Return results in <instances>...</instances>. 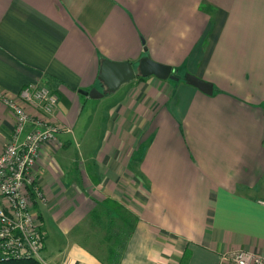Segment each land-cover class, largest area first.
I'll use <instances>...</instances> for the list:
<instances>
[{"label":"crops","instance_id":"0c3cea01","mask_svg":"<svg viewBox=\"0 0 264 264\" xmlns=\"http://www.w3.org/2000/svg\"><path fill=\"white\" fill-rule=\"evenodd\" d=\"M144 58L174 77L106 92L103 61ZM31 83L58 96L32 196L45 264H103L106 200L124 231L136 219L120 264L264 258V0H0V153L15 123L2 97Z\"/></svg>","mask_w":264,"mask_h":264},{"label":"built area","instance_id":"2783aa9c","mask_svg":"<svg viewBox=\"0 0 264 264\" xmlns=\"http://www.w3.org/2000/svg\"><path fill=\"white\" fill-rule=\"evenodd\" d=\"M5 106L15 115L11 141L0 153V263L12 260H33L45 264L42 252L45 232L33 211L32 196L42 199L36 182V166L44 146L55 140L59 131L51 122L58 103L53 91L36 83L24 86L14 98L2 97ZM24 103L39 110L42 116L33 119L21 106ZM21 143L18 139L27 129ZM233 264H264L259 254L246 250L234 252Z\"/></svg>","mask_w":264,"mask_h":264},{"label":"water","instance_id":"95a60500","mask_svg":"<svg viewBox=\"0 0 264 264\" xmlns=\"http://www.w3.org/2000/svg\"><path fill=\"white\" fill-rule=\"evenodd\" d=\"M136 76L142 78L153 76L160 80H167L169 77L172 79L174 77L171 67L155 63L147 58L140 61L137 70H135L133 65L128 61L117 63L105 60L100 66L99 79L108 93L115 92L122 84L128 83ZM175 79L177 78L175 77ZM184 81L199 88L205 93H211V87L209 85L193 76L186 75ZM78 93L92 99L103 96L97 89H92L90 91L79 90Z\"/></svg>","mask_w":264,"mask_h":264},{"label":"trees","instance_id":"16d2710c","mask_svg":"<svg viewBox=\"0 0 264 264\" xmlns=\"http://www.w3.org/2000/svg\"><path fill=\"white\" fill-rule=\"evenodd\" d=\"M103 215L107 217V223L102 221V216H100V225L98 232L103 236L99 241H102L103 249L107 254L105 260H101L103 264H120V259L123 255L126 242L130 232H133L136 224V219L131 216L130 221H128L129 214L123 219L125 223V231L123 222L118 225L114 221V215L117 216L115 210L120 213L122 210L121 206L115 202L106 200L103 203ZM130 231V232H129ZM103 234H102V233ZM99 239V238H98ZM0 264H39L33 260H12L8 262H3Z\"/></svg>","mask_w":264,"mask_h":264},{"label":"rangeland","instance_id":"374dc122","mask_svg":"<svg viewBox=\"0 0 264 264\" xmlns=\"http://www.w3.org/2000/svg\"><path fill=\"white\" fill-rule=\"evenodd\" d=\"M136 72H138V71H136ZM110 96H111L110 94L106 96V99H105V101H104L105 103H103L104 106L107 105V102L109 101L108 99L110 98ZM95 124H97V121L95 122ZM41 255H42V256L44 255L43 252H42ZM43 258H44V257H43Z\"/></svg>","mask_w":264,"mask_h":264}]
</instances>
